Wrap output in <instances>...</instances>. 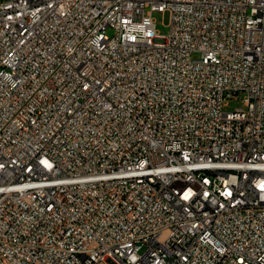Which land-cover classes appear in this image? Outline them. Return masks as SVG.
Returning a JSON list of instances; mask_svg holds the SVG:
<instances>
[{
	"label": "built area",
	"instance_id": "obj_1",
	"mask_svg": "<svg viewBox=\"0 0 264 264\" xmlns=\"http://www.w3.org/2000/svg\"><path fill=\"white\" fill-rule=\"evenodd\" d=\"M0 264H264V0H0Z\"/></svg>",
	"mask_w": 264,
	"mask_h": 264
},
{
	"label": "rangeland",
	"instance_id": "obj_2",
	"mask_svg": "<svg viewBox=\"0 0 264 264\" xmlns=\"http://www.w3.org/2000/svg\"><path fill=\"white\" fill-rule=\"evenodd\" d=\"M154 18L156 20L157 23V31L162 34V35H166L169 32V13H155L154 14ZM109 36H113L114 32L113 30H109L108 32ZM197 56L194 55V58H196ZM244 95L241 94L240 99L237 100H232L229 102V104L225 107V111H234L237 108H244L245 107V103L243 101V97Z\"/></svg>",
	"mask_w": 264,
	"mask_h": 264
}]
</instances>
